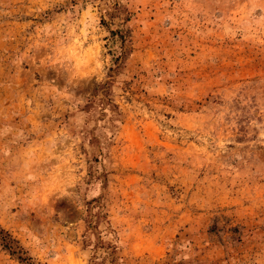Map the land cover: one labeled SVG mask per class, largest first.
<instances>
[{"label":"rangeland","instance_id":"374dc122","mask_svg":"<svg viewBox=\"0 0 264 264\" xmlns=\"http://www.w3.org/2000/svg\"><path fill=\"white\" fill-rule=\"evenodd\" d=\"M0 228V264H264V0H0Z\"/></svg>","mask_w":264,"mask_h":264},{"label":"trees","instance_id":"16d2710c","mask_svg":"<svg viewBox=\"0 0 264 264\" xmlns=\"http://www.w3.org/2000/svg\"><path fill=\"white\" fill-rule=\"evenodd\" d=\"M0 247L6 250L8 253L17 254L16 257L19 260L24 261L22 256V249L17 244V241L9 236V234L0 228Z\"/></svg>","mask_w":264,"mask_h":264}]
</instances>
